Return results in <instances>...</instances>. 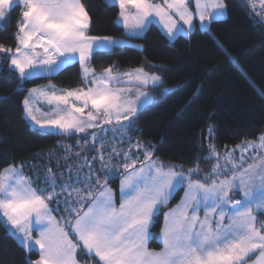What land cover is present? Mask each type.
Returning a JSON list of instances; mask_svg holds the SVG:
<instances>
[{
  "label": "snow or ice",
  "instance_id": "snow-or-ice-1",
  "mask_svg": "<svg viewBox=\"0 0 264 264\" xmlns=\"http://www.w3.org/2000/svg\"><path fill=\"white\" fill-rule=\"evenodd\" d=\"M189 2L105 0L107 5L118 3L119 17L127 30L141 32L152 19L158 18L169 36L184 30L173 15L191 29L193 13L188 8ZM194 3L201 24L222 17L227 8L224 0H194ZM21 6L15 48L0 43V54L5 61H10V71L18 73V79L27 80L59 71L78 57L85 83V87L71 90H58L54 85L49 86L50 91L33 88L23 100L24 112L41 129L53 128L64 135H89L92 130L85 144H92L98 153L93 161L98 159L101 169L107 172L102 182L92 173L91 162L86 161L88 175L81 177L78 172L75 180L71 177L64 180L61 173L58 180L56 174L47 169L45 187L41 190L33 188L32 181L15 168L6 169L5 174L0 175V216L28 248L39 246V258L29 264H79L77 249L90 257H98L102 264H246L251 254L257 252L259 255L253 264H264V222L257 227L254 214L264 212V155L261 154L264 133L259 135L258 142L244 141L236 146L241 151L239 164L234 162L236 149H232L223 156L222 167L221 157L213 147L209 156L201 157L216 158V163L203 177L204 182L191 179L200 175L199 165L189 168L185 174L182 166H166L154 159L150 148L155 146L139 140L132 144L130 136L127 137L128 150H123L117 142H123L135 127L138 108L150 102L149 94L137 91L135 99H131V87L112 85L159 88L162 78L144 68L115 75L111 66L99 75L95 69L88 68L96 49L115 47L118 42L110 37L87 35L90 17L81 0H0V22L10 19L12 11ZM257 22L264 24V11ZM39 99L52 108L51 114L36 115ZM109 131L114 133L111 138L106 135ZM109 147L111 152L105 156L103 150ZM132 149L142 152L144 160L139 161V156L133 159ZM252 149L261 152L250 157L253 164L245 168L244 153ZM121 155L122 165L110 167L112 159ZM178 167L181 170L178 171ZM121 169L122 202L117 208L107 181L120 174ZM228 171L231 177L212 179ZM93 179L95 185L91 183ZM209 180L211 182L207 183ZM185 182L186 198L177 208L164 214L165 226L160 234L163 249L152 251L147 247L152 235V219L168 203L176 185ZM77 184L84 186L76 187ZM237 192L242 193L240 200L233 199ZM61 195L66 196L65 212L75 216L74 222L69 220L68 223L76 239L52 216L49 204L53 200L60 204ZM85 202L88 206L83 211ZM202 202L203 219L197 214ZM226 217L229 222L225 225ZM33 224L39 229L34 241Z\"/></svg>",
  "mask_w": 264,
  "mask_h": 264
},
{
  "label": "trees",
  "instance_id": "trees-1",
  "mask_svg": "<svg viewBox=\"0 0 264 264\" xmlns=\"http://www.w3.org/2000/svg\"><path fill=\"white\" fill-rule=\"evenodd\" d=\"M250 1L256 10L264 9V0ZM81 2L90 17L89 35L131 38L140 44L94 51L89 63L95 71L110 66L115 72L145 67L162 78L159 88L148 87L155 99L137 111L131 130L137 140L155 146L154 154L162 161L178 163L184 169L199 165L202 171L193 177L204 182L216 158L201 157L209 156L213 147L217 153L231 150L264 133V25L241 0H224L226 17L213 19L208 29L196 27L189 35L174 39L155 22L142 35L130 37L117 22L118 5H107L105 0ZM20 20L21 7H17L10 19L0 24V43L15 48ZM9 63L0 54V172L5 166L20 165L34 178L44 173L43 163H50L57 153L68 156L66 146L75 143L76 136L32 127L24 116L23 100L29 88L46 82L62 88L82 86L81 67L74 61L56 74L20 80L18 73L10 71ZM165 86L173 89L162 92ZM82 146H71V153H82ZM65 168L66 164L59 162L54 171ZM181 193L180 189L167 207ZM162 224L163 211L151 227V247L161 246L157 236ZM37 257L38 252L26 250L0 218V264H29V258Z\"/></svg>",
  "mask_w": 264,
  "mask_h": 264
},
{
  "label": "rangeland",
  "instance_id": "rangeland-1",
  "mask_svg": "<svg viewBox=\"0 0 264 264\" xmlns=\"http://www.w3.org/2000/svg\"><path fill=\"white\" fill-rule=\"evenodd\" d=\"M203 2H206V0H203ZM157 3H163V0H159ZM194 3V0H190V2H189V4H188V8H189V10L191 11V9H192V4ZM117 5H118V3H116ZM195 4V3H194ZM118 7H119V5H118ZM21 9H22V6H21ZM119 11H120V9H119ZM132 12L134 13V10H132ZM198 13V12H197ZM155 19V21H157L158 20V18H154ZM219 19V18H218ZM198 20H199V15H198ZM200 21V20H199ZM117 22H121L122 24H123V22H122V20H121V18L119 17V15H118V17H117ZM0 24H1V22H0ZM121 24V25H122ZM200 24H201V22H200ZM148 25H149V23L146 25V27L144 28V30L143 31H141V32H132V31H129V30H127L125 27H124V25H122L123 26V28H124V30H125V33L126 34H128V36L130 35V37L131 36H138L137 34H139V35H142L143 33H144V31L147 29V27H148ZM208 29V28H207ZM132 33H135V34H132ZM187 33V35H189V33L190 32H186ZM96 37H98V36H96ZM110 38H112V39H114L115 41H117V42H119L120 41V45H135V46H140V44L138 43V42H136L135 40H133V39H131V38H121V37H110ZM169 38H172V37H169ZM174 39V38H173ZM112 48V47H111ZM110 49V48H109ZM231 59L233 60V61H235V58L233 57V56H231ZM78 62H79V60H77ZM80 67H81V65H80ZM87 67L88 68H90V69H93L92 67H91V65L88 63L87 64ZM103 71V70H102ZM102 71H95L96 72V74L98 75L99 74V72H102ZM149 72V71H148ZM149 73H153V72H149ZM81 76H82V79H83V83H84V78H83V74H82V68H81ZM42 85V84H41ZM84 85H85V83H84ZM37 86H39V85H37ZM80 87H85V86H79V87H77V88H80ZM147 87H150V86H147ZM74 88H76V87H74ZM132 90L135 92V93H137V91H139V92H146V93H148L149 94V100H150V102L149 103H152V101L155 99V98H153V92L151 91V90H149V89H147L146 87H142V86H139V85H137V84H135V85H132ZM162 89H173V87H163ZM58 90H60V89H58ZM168 92H170V91H168ZM30 95V94H29ZM28 95V96H29ZM27 96V97H28ZM136 96V95H135ZM131 99H134L133 97H131ZM153 99V100H152ZM149 103H147V104H149ZM147 104H142V105H140L139 106V108H138V110L139 109H142V107H144L145 105H147ZM45 114L44 112H39V114L41 115V114ZM138 113V112H137ZM126 123V122H125ZM33 124H34V122H33ZM91 131L92 130H89V135H85V134H83V133H79V135H77L76 137H75V141H76V143H72V145L71 146H74V145H78V144H81V145H83L82 146V153H79V155H77V153L76 152H74V153H71V155L74 157V158H76V159H78V160H76V159H74L72 162H70L69 164H67V165H70V166H76V168L77 169H72V168H68V167H70V166H66V168H65V170H59L58 172H57V177H58V180L60 179V174L62 173L63 174V179H68L69 177H71V179H73V180H75L76 179V176H77V173L79 172V175L81 176V177H84V176H86V175H88V173H89V167H86L85 169H82L81 168V166H78V163L80 162L79 161V159H84L83 158V156L85 155H87V153H86V149L87 148H91L92 150H93V146H92V144L91 143H89V144H85V141L86 140H89V138H90V133H91ZM106 135L109 137V138H111L113 135H114V133L113 132H111V131H109V132H107L106 133ZM115 135H119L118 133L117 134H115ZM128 136H130L132 139H131V141H130V143H132V144H135L134 142H133V140H134V136H133V134L131 133V131H129L128 133H127V135L125 136V138H124V140H123V142H117L118 143V146L120 147V148H122L123 150H125V151H127L128 150V145H129V141H128V139H127V137ZM149 145H151V144H149ZM151 146H153V145H151ZM96 148H99V145L97 144L96 145ZM235 147H232V149H234ZM231 149V150H232ZM150 150L153 152V158L154 159H156V160H158V161H160V162H162L164 165H166V166H170V165H178V166H181L180 164H178V163H173V162H167V161H162L159 157H157L155 154H154V147H152V148H150ZM103 152H104V155L105 156H108L109 155V153L111 152V148L109 147V148H105V150H103ZM93 153V155L94 156H97L98 155V153H97V151H95V152H92ZM92 153H89V155H90V160L88 161V162H91V164L92 165H99L98 167H96V168H94L93 166H92V168H91V171H92V173H94L96 176H98L99 178H100V180L103 182L104 181V179H105V177L107 176V172L105 171V170H102L101 169V162L97 159V160H95V161H93V159H92V157H94L93 155H92ZM96 153V154H95ZM131 155H132V157H133V159H135L137 156H139V161H143L144 160V156H143V154H142V152H139L138 150H136V149H132V152H131ZM247 152H245L244 153V156L245 157H247ZM240 156V155H239ZM60 162V161H59ZM58 162V163H59ZM122 163H123V156L121 155V156H117V157H114L113 159H112V161H111V164L109 165L110 167H112V168H115V166L116 165H118V164H120V165H122ZM249 164H253V160L251 159L249 162H248V165ZM137 166H139V164L137 165ZM197 166V165H196ZM10 168H15L16 170H18L19 172H20V174L21 175H23L25 178H29L31 181H32V187L33 188H37L38 190H41V189H43L44 187H45V183L44 184H42L41 185V187H39V185L38 184H36V182H34V179H36V178H33L32 176H29V175H27L26 173H24V171L23 170H21L20 169V167H17V166H5V167H3L2 169H1V172H0V175H4L5 174V170L6 169H10ZM99 168V169H98ZM189 168H186V169H184V168H182V170L183 171H185V174H187V170H188ZM177 170L179 171V170H181V168L180 167H178L177 168ZM115 178H118V180L116 181V187H115V185L113 184L114 183V181H115ZM123 178V170L121 169V172H120V174H118L117 176H115V177H112V178H109L108 179V181H107V183H108V187L112 190V193H113V201H114V204H115V206L117 207V208H119V205H120V203L122 202V196H121V191H120V182H121V179ZM45 179V178H44ZM191 179L193 180V176L191 177ZM221 179V178H220ZM91 183L93 184V185H95V180L93 179L92 181H91ZM83 184H77L76 185V187H80V188H83ZM117 188V189H116ZM182 190V193H181V195L178 197V200H176L174 203H173V205L172 206H169V207H167L170 203H172V201L174 200V197L177 195V192L179 191V190ZM97 190H100L99 189V187L97 186ZM186 190H187V182H185V184L184 185H176V187L173 189V192H172V195H171V197H170V199H169V201H168V203L165 205V206H163L161 209H160V211L153 217V219H152V222H151V225H150V232L152 233V231H151V227H152V225H153V223L155 222V219H156V216L159 214V213H161L162 211H163V224H162V228H161V230H160V232H159V234H158V236H157V241L160 243V248H154V247H151L150 246V240H151V237H152V235H151V237H150V239H149V241H148V245H147V247L150 249V250H152V251H155V252H159V251H161L162 249H163V243H162V239H161V236H160V234H161V232H162V229L164 228V226H165V213H167V212H169L170 210H172V209H175V208H177V206L178 205H180L181 203H182V200L184 199V198H186ZM57 191H59V189H57ZM61 196H63L64 198H60V201H61V203L60 204H57V202L56 203H53V201L52 202H50V204H49V207L53 210L52 211V216L55 218V220L58 222V224H59V226L60 227H63L66 231H69V234L73 237V239H76V237H75V235L71 232V227H70V224L68 223V221L69 220H71L72 222H74V220H75V216H70L69 215V213H67V212H65V210H64V208H65V205H64V203H63V200L66 198V196L65 195H61ZM233 196H234V199H236V198H238V197H242V193H239V192H237V193H235V194H233ZM87 206H88V202H85L84 203V206H83V211H86L87 210ZM79 207V206H78ZM165 207H167V208H165ZM200 209H201V211H200ZM200 209H199V211H198V216L201 218V219H203L204 218V215H205V212H204V205H203V202L201 203V206H200ZM0 218H1V220L3 221V223L5 224V226L7 227V230H8V232L9 233H11L16 239H17V241L26 249V250H35V251H37L38 252V257L37 258H29V261H34V260H36V259H38L39 258V246L38 245H33L31 248H28L23 242H22V239H21V237H20V235L19 234H13L14 232H15V230L14 229H12V227L10 226V225H8L7 223H6V221H5V219L2 217V216H0ZM213 218H215V217H213ZM228 219H227V217H226V219L224 220V224L226 225V224H228ZM38 236H39V229L35 226V224H33V231H32V237H33V241L36 239V238H38ZM257 255H259V253L257 252V253H254V254H251V256H250V258H248L247 260H246V264H253V261H255L256 260V257H257ZM77 260L79 261V264H98V262H99V258L98 257H95L94 255L93 256H88L87 254H85L84 253V251L82 250V249H77ZM99 264H102V262H99Z\"/></svg>",
  "mask_w": 264,
  "mask_h": 264
},
{
  "label": "crops",
  "instance_id": "crops-1",
  "mask_svg": "<svg viewBox=\"0 0 264 264\" xmlns=\"http://www.w3.org/2000/svg\"><path fill=\"white\" fill-rule=\"evenodd\" d=\"M159 0H153V2L154 3H157ZM116 4V3H115ZM117 5V4H116ZM254 5H256L255 3H254ZM256 7V6H255ZM258 9V8H257ZM259 10V9H258ZM120 12V11H119ZM191 12L193 13V24H192V27H191V29L189 30V28H188V26L187 25H183V22L182 21H180L179 20V17L178 16H175V15H173V19H175L176 20V22H177V24H179V25H182L183 26V31H177L176 33H175V35H173V36H169L168 35V33H167V30L163 27V24L159 21V19L157 20V21H155V19H152L151 20V22H155L159 27H160V29L165 33V35L169 38V37H172V38H170V39H173V38H175L176 36H178V35H180V34H182V35H187V33L186 32H192L196 27H199L200 29H207V28H209V22H207V21H205L204 22V24H200V21L198 20V13H197V9H196V7H195V4L193 3L192 4V9H191ZM226 15H227V10H225V15H223L222 17H220V18H224V17H226ZM150 22V23H151ZM118 23H120V24H122L121 22H118ZM149 23V24H150ZM123 25V24H122ZM149 26V25H148ZM145 32V31H144ZM132 34H135V33H132ZM87 35H89L88 33H87ZM138 36H139V34H137ZM89 36H91V35H89ZM130 36V35H129ZM98 37H110V36H98ZM121 43H120V41L118 42V45H120ZM111 48V47H110ZM107 49H109V48H100V49H96L95 51H97V50H107ZM77 60H79L78 59V57H77V59L76 60H74V61H77ZM73 61V62H74ZM73 62H71V63H73ZM89 63V62H88ZM90 64V63H89ZM138 68H144V70L146 71V72H148V70L145 68V67H138ZM135 69H137V68H134V69H129V70H125V71H121V72H115V71H113V74L115 75V74H118V73H124V72H128V71H132V70H135ZM58 71H56V72H53V73H51V74H48V73H43V74H40V75H53V74H56ZM150 72V71H149ZM101 72H99V74H100ZM98 74V75H99ZM156 74V73H155ZM158 75V74H157ZM51 85H54L55 86V88L56 89H60V90H63V89H69V90H71V89H75V88H62V87H58L57 85H55L54 83H52V82H46V83H44V84H42V85H39V86H34V87H31V88H29L28 89V91H27V93H26V96L25 97H27L29 94H30V90L31 89H33V88H43V89H45L46 91H50L51 89H50V87L49 86H51ZM132 85H135V84H132ZM132 85H127V84H115V85H112V87H118V88H128V87H131L132 88ZM83 86H85L84 85V83H83ZM150 87H151V85H149ZM77 88V87H76ZM147 89H149L148 87H146ZM133 89V88H132ZM130 95V98L131 97H133L134 99H135V95H136V93L132 90V92L129 94ZM153 98H154V96H153ZM25 99V98H24ZM153 100V99H152ZM36 107H38L39 108V111H37L36 112V115L39 117V116H41L40 114H39V112H44L45 114H51V112H52V108L50 107V106H48L47 105V103L45 102V101H43L42 99H39L38 100V102H37V104H36ZM23 109H24V106H23ZM24 116H25V118L27 119V121L29 122V124L32 126V127H35V128H40L38 125H36L35 123L33 124V122L30 120V118L26 115V113L24 112ZM41 129V128H40ZM45 130H50V131H53V132H55V133H57V134H60L57 130H55V129H53V128H45ZM60 135H63V136H77V135H79V133H74V134H72V135H64V134H60ZM134 136V135H133ZM71 140H68V142H70ZM138 140L136 139V137L134 136V140H133V142L134 143H136ZM67 142V143H68ZM75 143H76V141H75ZM77 145V144H76ZM67 147V152H66V154L68 155V156H66V155H61V154H59V153H57L56 154V158H53V160H51V162L49 163V162H47L46 163V161L43 163V164H45L46 165V169H45V171H44V173L43 172H39V173H37V175H35L34 176V178H36V179H34V182H36V184H38L39 185V187H41V185L42 184H44L45 183V177L48 175V173H47V169H51L52 170V172L54 173V174H56V176H57V170L56 171H54V167L57 169V167H58V162L60 161L61 163H65L66 164V166H70V165H67V164H69L70 162H72L74 159H76V158H74L72 155H71V150H73L74 151V149L70 146V145H67L66 146ZM89 150H91V152H95L94 150H92L91 148H88ZM88 149L86 150V153H87V155L85 156H83V158L84 159H79V163H78V166H81V165H85L82 169H85L86 167H88L87 166V164H86V161L88 162L89 160H90V155H89V153H91L90 151H88ZM234 149H236V151L233 153V155H234V158H235V160H234V162L235 163H237V164H239L240 163V154L238 153V150H237V148L235 147ZM105 150V149H104ZM140 152V151H139ZM226 152H227V150H225V151H221V152H219L218 154L220 155V157H221V164H222V167H223V164H224V161H223V156L226 154ZM257 152H261V150H257V149H252V150H249L248 152H247V157H245V163H244V165H243V167H245V168H247L248 167V162L251 160V158L250 157H252L253 155H255ZM96 154V153H95ZM261 154L262 155H264V152H261ZM92 155H93V153H92ZM52 156H53V154H52ZM51 156V157H52ZM94 156V155H93ZM93 158V157H92ZM51 159V158H50ZM76 160H78V159H76ZM94 168H96V167H98L99 165H92ZM17 167H20V169L21 170H23V168H22V166H20V165H18ZM68 168H72V169H77L76 168V166L74 165V166H71V167H68ZM99 169V168H98ZM24 171V170H23ZM25 173V172H24ZM231 175H232V173H231V171H228L227 173H226V175H223V176H221L220 178L221 179H226V178H229V177H231ZM58 178V177H57ZM193 180H199V179H197L196 177H193ZM233 199H234V196H233ZM241 199V197H238V198H236V199H234V200H240ZM256 216H257V227H259V225H260V222H264V212H256V213H254Z\"/></svg>",
  "mask_w": 264,
  "mask_h": 264
},
{
  "label": "built area",
  "instance_id": "built-area-1",
  "mask_svg": "<svg viewBox=\"0 0 264 264\" xmlns=\"http://www.w3.org/2000/svg\"><path fill=\"white\" fill-rule=\"evenodd\" d=\"M245 6L248 8L249 12L253 15V17L257 20L258 19V16L259 14L264 11V9L261 11V10H256L253 6V3L250 1V0H241ZM262 24V23H261ZM264 25V24H262Z\"/></svg>",
  "mask_w": 264,
  "mask_h": 264
}]
</instances>
